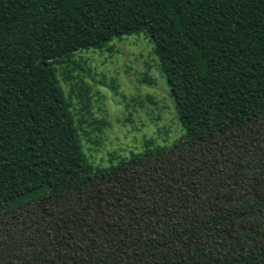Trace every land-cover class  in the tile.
<instances>
[{
	"label": "trees",
	"instance_id": "obj_1",
	"mask_svg": "<svg viewBox=\"0 0 264 264\" xmlns=\"http://www.w3.org/2000/svg\"><path fill=\"white\" fill-rule=\"evenodd\" d=\"M140 32L184 134L92 169L56 63ZM0 264H264V0H0Z\"/></svg>",
	"mask_w": 264,
	"mask_h": 264
},
{
	"label": "rangeland",
	"instance_id": "obj_2",
	"mask_svg": "<svg viewBox=\"0 0 264 264\" xmlns=\"http://www.w3.org/2000/svg\"><path fill=\"white\" fill-rule=\"evenodd\" d=\"M55 68L92 169L183 136L163 68L145 32L62 56Z\"/></svg>",
	"mask_w": 264,
	"mask_h": 264
}]
</instances>
